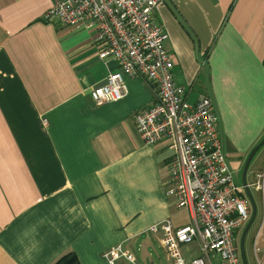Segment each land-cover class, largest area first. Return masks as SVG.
I'll return each instance as SVG.
<instances>
[{
    "label": "crops",
    "instance_id": "1",
    "mask_svg": "<svg viewBox=\"0 0 264 264\" xmlns=\"http://www.w3.org/2000/svg\"><path fill=\"white\" fill-rule=\"evenodd\" d=\"M53 1L0 0V264L68 254L109 264L117 247L137 264H172L150 227L192 216L165 195L167 144H144L133 120L157 93L125 77L126 99L96 107L90 91L116 64L98 57L92 27L44 21ZM153 17L168 33L173 80L189 105L213 102L228 165L242 175L264 138V0H163ZM247 173L256 186L260 174L253 183ZM188 246L180 254L193 261Z\"/></svg>",
    "mask_w": 264,
    "mask_h": 264
},
{
    "label": "built area",
    "instance_id": "2",
    "mask_svg": "<svg viewBox=\"0 0 264 264\" xmlns=\"http://www.w3.org/2000/svg\"><path fill=\"white\" fill-rule=\"evenodd\" d=\"M162 1L54 0L43 19L71 28L92 27L98 57L116 64V71L90 91L96 107L126 99L125 77L142 78L154 87L156 101L133 115L135 129L146 145L167 144L171 157L166 165L165 195L177 210L189 211L193 220L182 228L174 227L172 220L150 227L152 234L162 235L161 244L172 264H242L236 236L251 219L246 191H262L264 201V173L256 186L236 183L222 148L215 105L207 96L189 105L188 90L173 80L168 33L153 17ZM259 233L253 240L255 264H260ZM196 243L199 256L187 261L181 248ZM120 258L137 264L121 247L103 255L109 264Z\"/></svg>",
    "mask_w": 264,
    "mask_h": 264
},
{
    "label": "rangeland",
    "instance_id": "3",
    "mask_svg": "<svg viewBox=\"0 0 264 264\" xmlns=\"http://www.w3.org/2000/svg\"><path fill=\"white\" fill-rule=\"evenodd\" d=\"M250 155V154H249ZM234 173V180H236V183L241 185V172L236 171ZM264 173V147H261L260 150L257 152V155L255 159H253L252 163L250 164L249 172L247 173V178L250 177V179L253 181V183H257L258 179H256L257 174H263ZM252 192V191H251ZM252 199L256 206V214H255V222L252 223L251 227L249 228V232L247 236L245 237V256L247 257L248 264H255L256 257L253 254V240L255 236L259 233V227L262 224L261 231L259 233V236L257 238L258 243V249L259 253L257 254V260L261 264L263 262L264 264V204L262 203V193L252 192ZM263 222V223H262ZM244 232V229H242ZM242 233H240V236L237 237L236 243H239L240 237L242 236ZM197 246H188L187 256L190 258H193L197 255ZM161 248H157V257L164 259L165 252ZM183 253V251H182Z\"/></svg>",
    "mask_w": 264,
    "mask_h": 264
},
{
    "label": "water",
    "instance_id": "4",
    "mask_svg": "<svg viewBox=\"0 0 264 264\" xmlns=\"http://www.w3.org/2000/svg\"><path fill=\"white\" fill-rule=\"evenodd\" d=\"M264 146V138L262 139V142L259 144V145H256V147L252 150V152L250 153L248 159H246V162H245V167H244V170L242 172V175H241V179L243 180L242 181V186H245V184H247V181L245 179V176H246V173L247 171L249 170V165L250 163H252L253 159H255L256 155H257V152L260 150V148ZM247 194H248V199H249V202L250 204L252 205V212H251V219L250 221L246 224V227L244 228V232H243V235L240 237V240H239V253H240V256L242 257V264H247L248 260H247V257L245 256V237L247 236L248 232H249V228L251 227L252 223L255 222V214H256V207H255V204H253L252 202V196H251V193L247 190L246 191Z\"/></svg>",
    "mask_w": 264,
    "mask_h": 264
},
{
    "label": "trees",
    "instance_id": "5",
    "mask_svg": "<svg viewBox=\"0 0 264 264\" xmlns=\"http://www.w3.org/2000/svg\"><path fill=\"white\" fill-rule=\"evenodd\" d=\"M56 264H79L74 254H68L56 261Z\"/></svg>",
    "mask_w": 264,
    "mask_h": 264
},
{
    "label": "flooded vegetation",
    "instance_id": "6",
    "mask_svg": "<svg viewBox=\"0 0 264 264\" xmlns=\"http://www.w3.org/2000/svg\"><path fill=\"white\" fill-rule=\"evenodd\" d=\"M239 255H240V253H239Z\"/></svg>",
    "mask_w": 264,
    "mask_h": 264
}]
</instances>
